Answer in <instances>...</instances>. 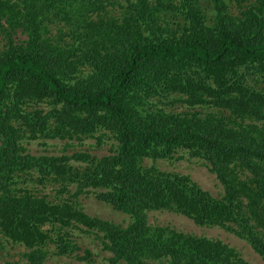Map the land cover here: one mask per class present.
Returning <instances> with one entry per match:
<instances>
[{"label": "trees", "instance_id": "obj_1", "mask_svg": "<svg viewBox=\"0 0 264 264\" xmlns=\"http://www.w3.org/2000/svg\"><path fill=\"white\" fill-rule=\"evenodd\" d=\"M64 140L34 155L33 140ZM86 139L106 154L72 149ZM198 158L217 196L158 159ZM50 187V191H46ZM130 217L88 214L82 194ZM182 214L264 262V0H0V264H250L220 238L151 224ZM123 262V263H122Z\"/></svg>", "mask_w": 264, "mask_h": 264}, {"label": "rangeland", "instance_id": "obj_2", "mask_svg": "<svg viewBox=\"0 0 264 264\" xmlns=\"http://www.w3.org/2000/svg\"><path fill=\"white\" fill-rule=\"evenodd\" d=\"M64 140H47V145L42 143V140H33L29 146V151L34 155L49 154V153H61ZM94 139H86L75 146H71L68 153H72V149H86L93 154H106L109 152V145L104 144L102 147L95 148L93 145ZM62 149V151L58 150ZM158 166L162 169H168L178 171L180 173L189 174L195 181H197L203 188L209 190L213 195L217 196L223 192V186L217 179L216 174L211 172L202 160L198 158H189L188 156L181 159H158ZM50 191V187L46 189ZM79 202L83 209L91 215H96L105 219L127 224L130 217L120 211L115 210L110 204L99 200L95 193H85L79 197ZM148 221L151 224H170L178 229L186 232H193L196 234H202L209 237L220 238L223 241L229 243L232 246L237 247L243 254V256L250 262V264H264L262 258L251 248V246L244 240L238 238L233 233L223 229L219 226H200L193 222L188 217L175 213L172 211H151L148 214ZM73 236L77 242L83 248H90L92 250V256L95 264H106L107 256L110 254L102 248L101 243L93 236L83 233L79 229L73 230ZM4 244H0V261L4 262L6 259H18L19 252L25 249L22 244H15L2 240ZM50 250L53 252L49 256L48 264H66V263H82L73 257L59 256L54 254V245L49 244ZM87 264V262H84ZM123 263V262H122ZM125 264V263H123Z\"/></svg>", "mask_w": 264, "mask_h": 264}]
</instances>
